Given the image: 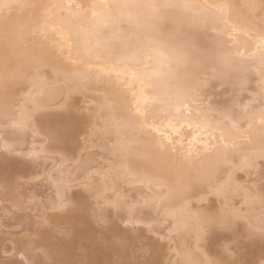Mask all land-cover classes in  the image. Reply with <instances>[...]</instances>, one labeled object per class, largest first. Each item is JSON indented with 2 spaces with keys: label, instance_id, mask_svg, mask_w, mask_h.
<instances>
[{
  "label": "snow or ice",
  "instance_id": "6c2138e0",
  "mask_svg": "<svg viewBox=\"0 0 264 264\" xmlns=\"http://www.w3.org/2000/svg\"><path fill=\"white\" fill-rule=\"evenodd\" d=\"M87 84L102 102L75 98ZM0 86V127L43 133L33 159L46 145L75 160L83 142L82 159L98 140L117 158L50 177L41 221L63 247L23 264H249L244 245L264 248V0H0ZM228 168L249 177L244 205L191 212L184 177ZM161 242L166 260L152 258Z\"/></svg>",
  "mask_w": 264,
  "mask_h": 264
},
{
  "label": "rangeland",
  "instance_id": "374dc122",
  "mask_svg": "<svg viewBox=\"0 0 264 264\" xmlns=\"http://www.w3.org/2000/svg\"><path fill=\"white\" fill-rule=\"evenodd\" d=\"M246 96L247 94L244 93L240 99L246 98ZM75 98L81 104H85L86 99L88 104H91L90 96L76 93ZM1 132L3 136L8 138L15 136L12 135L15 133L10 128H3ZM24 137L25 142H14L15 144H12L14 151L18 150V153H15L13 150V152H6L0 149V261H5L7 264H23L21 256H19L23 252H25V255H28V259L38 262L43 259V256L37 249L48 248L56 251L62 248L61 242L55 236V233L45 227L41 221V217L46 212L44 205L40 203L42 200L48 201L50 198H55V191L48 179L47 171L49 172L54 168L61 161V157L53 153L47 154L49 159L46 160L42 157L39 159L27 157L26 153L30 143L35 141L37 143L40 141L43 142V133L34 137L31 132H28L24 134ZM99 141L92 148V143L88 145L87 150L83 151L82 159L83 142L80 143L79 148L73 149L75 152V160L71 158V153H69V160L64 164V167H69L68 171L70 170L72 178L79 175V171L82 170L79 168L90 157H94L91 159L95 160V164L88 167L91 168L94 166L98 168L100 165H104L103 160L106 159V152L98 147L100 145ZM45 147L49 148L46 145ZM76 161H81L79 168ZM15 166L22 167L23 169L21 171L23 172L17 173L13 171ZM56 171L57 169L55 171L53 170V174ZM237 177H239L238 179L249 181L248 175L243 170L237 173ZM206 198L208 199V203L206 201L205 204L201 203L197 205L194 202L193 205H197L200 209H208L210 213L219 210V205L217 206V204L220 203L219 200L221 199L218 200L217 197L211 195H206ZM241 198L237 199L236 203L241 201ZM214 205L216 206V210L213 208L210 211V206L212 208ZM227 239L226 236H218L216 238V244L226 242ZM161 243L163 244V248L155 251L152 258L166 260L169 255L168 244L167 242ZM256 243L260 245L259 242ZM252 245L245 244L242 248V253L243 258L249 255V258L252 259V264H254L260 255L255 250V247H251Z\"/></svg>",
  "mask_w": 264,
  "mask_h": 264
},
{
  "label": "bare ground",
  "instance_id": "6f19581e",
  "mask_svg": "<svg viewBox=\"0 0 264 264\" xmlns=\"http://www.w3.org/2000/svg\"><path fill=\"white\" fill-rule=\"evenodd\" d=\"M11 2H14V3H27V2H35V3L63 2V3H67L68 0H11ZM72 2L73 3L88 4V3H92V2H99V0H72ZM109 2H118V0H109ZM228 2L243 5V4L252 2V0H228ZM255 2L258 3L259 0H255ZM16 11L19 12L20 10L17 9ZM126 79L131 81V77L130 76L126 77ZM249 79H250L249 89L247 91H245V92L240 93V96H239V101L238 102L241 105L248 103V100L251 98L249 96V92L258 91L259 78H258L257 74L255 72H252L250 74V76H249ZM133 83L135 84V87L138 89V87H139L138 83H136V82H133ZM71 87L72 88H76L77 85L73 84V85H71ZM96 87L97 86L95 84L80 85L81 91L78 92V93L79 94H83L85 96H90L91 104L102 102L103 101V96H98L96 94V91H95ZM24 91L26 93L27 88H25ZM229 91H231L230 87H229ZM2 92H3V89H2V86H0V95H2ZM244 93L247 94L246 98L240 99V97L243 96ZM23 94L24 93H18V95H21V96ZM128 99L131 100V95L130 94L128 96ZM51 123L52 124H56L57 123L56 119L53 118ZM2 129L3 128L0 127V149L2 151L5 150V145L6 144L7 145H12V144L14 145L16 142H19V143L20 142H25L24 134H23V136L18 135V134H12V135H15V136H12V138L11 137L8 138V137H5V136L2 135L3 134L1 132ZM112 142L113 141H111V140L108 141L107 143H105L103 140L99 141L100 145L98 147L106 152V159L103 160L104 161V165H107L110 161L114 162L117 159L115 156L112 155V153L110 151V149L112 147ZM42 144H43V142H41V141L39 143H37V141L30 143L29 148L27 149V153H26L27 157H30L29 153H31L33 151L40 152ZM89 144H91V143H89ZM92 147H94V144H93V146H91V148ZM9 151L13 152L12 150H9ZM9 151H6V152H9ZM14 152L18 153V150L14 151ZM44 153L49 154V153H52V151H51L50 148H46L44 146ZM41 157L44 160L49 159L48 156H47V158H44L43 155ZM91 158H94V157L88 158V160H86L81 165V168H79V169L81 170L85 166H90L92 164L94 165L95 164V160H93ZM68 160H69L68 158H66L64 160H61L49 172L47 171L48 179L50 180V177H52L53 175H59V169L61 167H63V169H64V178L68 179V173H70V170L68 171L69 167H67V168L64 167V164H66L68 162ZM236 163L238 164L239 161L237 160ZM17 167L18 166H15L14 168L12 167L14 169L13 171H15L17 173L23 172V171H21V169H23L22 167L21 168L18 167L20 169H18ZM56 169H57V171L53 174V170L55 171ZM240 171H242V170L241 169L228 168L227 170L219 171L218 173H216L215 175H213L211 177H206V178L184 177L185 183H191V184L194 185V187L188 193H186V195L188 196V207L191 210V212H193V213L200 212V213H203V214L210 213L208 209L207 210L200 209L197 206V205H199L201 203L205 204L206 201L208 203V199L206 198V195L215 196V197L218 198V200L221 199V200H219L220 203L217 204V206L219 205V207H218L219 210L214 211V213H211V214L220 215V216H226V215L230 214L234 208L235 209L241 208V206L244 205V200H245L246 193L238 186L244 185L248 180L246 181V180L238 179L239 177H237V173H239ZM72 172H74V171H72ZM74 176H75V174H74ZM230 177H231V182L228 183ZM51 186H52V188H54V191H55V185L52 182H51ZM217 188H220L221 190L217 191ZM240 197H242L241 201L236 203L237 199H239ZM194 202L197 205H193ZM214 206H212V208L210 206V208H209L210 211H211V209L213 210V208L216 210V206L215 207ZM208 207H206V208H208ZM247 210H248L247 206H245V211H247ZM61 247H63L62 243H61ZM251 247H255V250H257V252L260 255L259 259L254 264H260L261 259H264V248H262L261 245H258L257 243L253 244ZM22 254L25 256L26 259L29 258L28 255H25V252H23ZM21 255H19V256H21ZM249 257L250 256L248 255L244 259L249 261V264H252V259H250Z\"/></svg>",
  "mask_w": 264,
  "mask_h": 264
}]
</instances>
